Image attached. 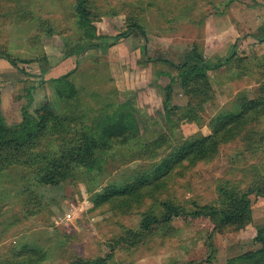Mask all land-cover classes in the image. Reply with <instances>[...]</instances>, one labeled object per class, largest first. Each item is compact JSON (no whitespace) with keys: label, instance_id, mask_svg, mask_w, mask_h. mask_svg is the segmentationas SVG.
<instances>
[{"label":"rangeland","instance_id":"374dc122","mask_svg":"<svg viewBox=\"0 0 264 264\" xmlns=\"http://www.w3.org/2000/svg\"><path fill=\"white\" fill-rule=\"evenodd\" d=\"M76 2H4L7 7L18 5L31 13L30 19L21 21V15L15 17L6 11L3 22L0 21V45H5L17 60L16 67L0 66L4 124L19 123L27 102L25 107L33 115L45 100L56 113L73 106V100L64 103L52 80L69 71L79 59L72 79L79 88L82 108L102 109L107 107V101L129 103L142 140L165 135L166 139L143 158L134 154L139 146L128 150L126 143L114 144L101 164L89 171L77 169L76 179L56 184H41L34 179L33 171L21 167L5 170L0 176V264H69L76 256L94 258L108 254L107 264H228L229 258L260 246L253 239L257 227L264 223V198L253 195L252 220L245 228L222 226L209 238L210 226L176 220L170 224V230L152 226L143 240H116L120 233L127 234L129 228L140 231L144 214L160 217L159 204L163 201L185 208L194 202L224 203L217 193L220 184L238 192L251 181L264 177V141L245 150L235 146L243 141V129L264 125V116L257 122L253 120L255 123L250 126L245 127V120L224 134L219 131V141L216 139L213 147L207 144L199 154L186 155L170 171L166 170L170 159L183 153L184 141L212 132L211 125L218 113L239 111L240 92L248 89L246 93L253 95L252 86L245 81L253 57L264 73V59L248 55L254 52L255 45L248 42L245 48L238 47L234 57H230L234 62L230 66L224 63L209 70L213 101L202 104L191 121L180 120L172 125L166 121L163 109L165 99L169 98L165 89L169 80L159 76L169 70L168 66L162 61L143 60L142 54L131 52L128 38L125 41L117 35L129 28L127 19L133 15L146 33L144 38L134 34L133 39L146 46L155 41L159 49L168 45L169 50L161 54L169 58L176 59V53L191 47L200 33L209 47L211 41L206 39L218 35L220 49L226 52L228 39L223 23L220 21L214 27L210 20L207 26L198 19V12L204 13V17L230 12L239 21L244 11H262L264 0H91L99 17L91 18L94 28L86 35L77 26ZM189 11L194 15L186 14ZM257 13L264 15V11ZM235 26L242 35V25ZM256 34L259 31L250 35ZM82 36L92 45L77 56L66 57V53L81 45ZM96 44L100 47H94ZM107 44L110 45L106 47ZM156 54L150 53L151 57ZM179 85V81L172 83L169 102L183 105L186 99H182ZM107 187L119 191L111 200H93L96 193L107 191ZM207 256L210 263L206 262Z\"/></svg>","mask_w":264,"mask_h":264},{"label":"trees","instance_id":"16d2710c","mask_svg":"<svg viewBox=\"0 0 264 264\" xmlns=\"http://www.w3.org/2000/svg\"><path fill=\"white\" fill-rule=\"evenodd\" d=\"M5 1L0 0L1 22H3L7 12L15 17L21 15V21L30 19L29 14L31 13L29 10L18 5L7 7ZM93 9L96 10V8H93L91 0H77L76 2L77 26L84 34L85 32L91 33L94 28V25L91 24V18L97 16L95 19H98L99 17ZM127 23L129 28L119 33L117 37L125 41L128 38L129 44H131L130 49L134 50L138 45L144 43L136 42L133 35L138 34L141 38H144L146 33L139 24L138 19L133 15L128 16ZM41 24H39V28ZM253 38L261 42L264 40V35L256 34ZM83 39L79 41L81 45L79 44L80 46L77 49L71 53H66V57L70 54L77 56L85 48L92 45L87 43L89 41L85 40V37ZM109 45L107 44L106 47ZM94 47H100V45L96 44ZM0 58L5 59L14 67L17 66V60L12 57L5 45H0ZM146 58L147 61H162L169 68V70L160 72L159 76L167 77L169 80L165 85L169 98L165 99L163 109L166 114V121L172 125H176V122L180 120L191 121L192 117H197L196 113L201 111L202 104L213 101L214 96L212 94L214 93L209 83L208 71L218 68L224 63L230 66V63H228L229 57L215 63L206 59L198 43L194 42L178 57L176 55V59L173 56L169 58L165 55L159 57L146 56ZM79 64L80 60L76 59L75 65L69 71L54 77L52 80L55 83L56 92L61 96L64 103L67 100H73V106L70 108L66 106L65 112L56 113L50 102L45 100L39 103V107L36 108L33 115L25 107L28 104L27 102L22 107L20 122L7 126L2 120L0 109V176L10 167H21L30 172L33 171L34 179H38L37 182L41 184H56L74 180L78 172L77 169L84 168L89 171L94 166L101 164L104 156L108 155L110 150L113 149L114 144L126 143L128 150L139 146L134 150V154L139 158H143L151 154L150 152L156 149L155 147L159 145L161 140L166 139L165 135L164 138L162 136L157 139L142 140L129 103L122 105L121 103L113 104L107 101L105 102L107 107L104 105L102 109L82 108L79 88L72 79L73 74L78 71ZM259 74L261 81L257 86H252V96L247 94L246 91L240 92L241 95L238 99L239 111L237 113L229 111L218 113L211 125V133L200 134L184 141L182 143L183 153L170 159L168 162L170 164L167 165L166 169L167 172L177 162L184 159L186 155L199 154L207 144L213 147L216 144V139L219 141L216 137L219 131L224 134L228 129L230 131V128L234 125L245 120L248 121L245 125L247 127L257 122V119L261 116H264V73L262 66H259ZM174 81L180 82L181 95L186 99L183 105L169 102ZM87 116L89 120L86 122ZM99 119L102 121L97 122ZM253 120L255 122H252ZM251 127L242 130L243 141L235 145L236 148L239 147V150H245L246 147L253 148L255 144L258 145L260 141H264V125ZM164 174L166 172H163ZM107 189V191L96 193L93 200L97 202L111 200L113 195L119 191L114 190L112 187H107ZM217 193L222 197L224 203L214 202L198 205L194 202L193 206L185 208L163 201L159 204L161 208L160 217L154 214H144L140 231H131V228H129L127 234L120 233L116 240L120 242L134 241V238L143 240L149 234L152 226L167 227L170 230L172 229L170 224L176 220L189 221L200 226H210L209 238L213 233L221 230L222 226L234 230L245 228L252 220L251 196H262L264 198V177H260L254 182L251 181L238 192L232 191L229 185L220 184ZM129 234H132V236ZM253 240L259 243L260 246L229 258L228 264H264V223L257 227ZM109 257L110 254L107 257L97 256L94 258L76 256L69 264H107ZM206 262L210 263L208 256ZM169 264L198 263L174 261Z\"/></svg>","mask_w":264,"mask_h":264},{"label":"crops","instance_id":"0c3cea01","mask_svg":"<svg viewBox=\"0 0 264 264\" xmlns=\"http://www.w3.org/2000/svg\"><path fill=\"white\" fill-rule=\"evenodd\" d=\"M263 8H262V11L251 10V13H250L249 12L250 9H249V11L247 10L246 12L245 11L242 12L241 13L242 20H239V21L236 20L234 13L231 14L230 12L229 13L231 15L229 13L228 14L224 13L221 15L210 14V15L205 16V17H204V13H203V15H199L201 13L198 12L199 13L197 15L198 19L200 20L201 23L205 21L207 26L209 25L210 20L214 23V25H215L214 27H216L220 21L223 23L224 32L226 33V38L228 39L227 42L225 43V45H226V48H228V50L225 52V50L220 49L221 45L219 43L220 41L218 39V35L211 36L209 39L208 38L206 39L208 41H211L210 47L208 46L207 41H203V35L201 33L198 34L197 38L193 39V42L198 43L199 48L203 53V56L213 63L229 57L228 63L233 64L234 63L233 60L230 59V57L232 56V53H233V57H234V53L237 51L236 49L238 47H241V46H243L245 48V45H247L248 42H251L250 44L256 46V49L254 50V52H251V53L248 52V55L252 54L253 56H255L257 58H260V59L263 58L264 59V40L261 42L258 40H254V38L251 37V35H250L252 31H259L260 35L261 34L264 35V33H263L264 32V15L257 13V12H260V13L263 12L264 11ZM189 10H190V8H189ZM254 11H256V12L254 13ZM190 13H186V14H188L190 16V15H194L195 12L191 11ZM257 14H259V15H257ZM196 22H194V24ZM235 25H242L241 28L243 30H245L242 35H240L236 31ZM200 30H201V27H200ZM202 31H203V28H202ZM199 37H201L200 40H198ZM168 50H169L168 45L167 46L165 45L163 48L159 49L158 45L154 41V43L149 45V46H146L145 44H140L134 50H131V52L134 54H137V56L142 54L143 60H146L147 59L146 56H151L150 53H152V52L153 53L158 52V54H156L152 57H159L160 55H163L161 53H165ZM180 54L181 53H176L177 57ZM165 56H166V54H165ZM244 57H245V55H244ZM152 62H154V61H152ZM156 62H158V61H156ZM7 64H10V63L9 62L7 63V61L5 59L0 58V66H4L8 69L10 67V65H7ZM248 71H249L248 72L249 77L245 80L246 83L247 84L249 83L248 86H255V85L257 86L259 84V82L261 81V78H260V74H259V65L256 62H254V57H253L252 62H250V66H249ZM245 91L248 92V89H246ZM183 98L184 97H182V99Z\"/></svg>","mask_w":264,"mask_h":264}]
</instances>
